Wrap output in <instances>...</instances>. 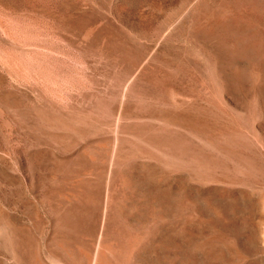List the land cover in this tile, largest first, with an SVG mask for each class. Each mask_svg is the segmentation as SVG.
I'll use <instances>...</instances> for the list:
<instances>
[{
  "label": "rangeland",
  "instance_id": "rangeland-1",
  "mask_svg": "<svg viewBox=\"0 0 264 264\" xmlns=\"http://www.w3.org/2000/svg\"><path fill=\"white\" fill-rule=\"evenodd\" d=\"M99 247L264 264V0H0V264Z\"/></svg>",
  "mask_w": 264,
  "mask_h": 264
},
{
  "label": "bare ground",
  "instance_id": "bare-ground-1",
  "mask_svg": "<svg viewBox=\"0 0 264 264\" xmlns=\"http://www.w3.org/2000/svg\"><path fill=\"white\" fill-rule=\"evenodd\" d=\"M104 254L105 253L103 252V249L100 248L99 250H97L96 254H94L95 255V258L93 259L94 262H95V264H107V259H106V257H105Z\"/></svg>",
  "mask_w": 264,
  "mask_h": 264
}]
</instances>
